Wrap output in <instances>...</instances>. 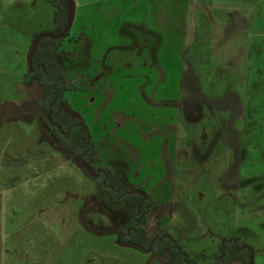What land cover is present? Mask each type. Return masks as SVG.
<instances>
[{
    "label": "rangeland",
    "instance_id": "1",
    "mask_svg": "<svg viewBox=\"0 0 264 264\" xmlns=\"http://www.w3.org/2000/svg\"><path fill=\"white\" fill-rule=\"evenodd\" d=\"M73 1L55 40L74 83L63 93L73 135L60 139L70 151L86 132L97 165L155 202L145 227L161 232L149 251L119 245L131 194L105 208L57 131L25 111L41 97L26 84L28 51L60 32L63 1L0 0V264H169L171 244L179 264H240L229 256L248 261L241 244L264 264V0ZM128 24L132 41L115 33ZM149 60L164 79L147 80L139 63ZM126 61L134 70L122 73ZM90 66L105 71L102 98Z\"/></svg>",
    "mask_w": 264,
    "mask_h": 264
},
{
    "label": "trees",
    "instance_id": "2",
    "mask_svg": "<svg viewBox=\"0 0 264 264\" xmlns=\"http://www.w3.org/2000/svg\"><path fill=\"white\" fill-rule=\"evenodd\" d=\"M62 1L63 5L58 7L60 11L59 18L62 22L60 32L65 25L67 15L66 2L64 0ZM60 32L55 35H58ZM43 40H47L49 44H43L42 47H39ZM63 58L62 53L56 48L55 40L43 38L38 42L32 59L31 70H29L28 73L30 77L26 80V84L29 87H33L35 84L40 87L41 97L39 99L25 101L24 105L27 107L25 111L28 113H38L40 121L47 129L51 127L53 130L57 131L58 135L54 136L55 132H52L51 138L56 142L64 155L68 158H72L74 162L85 163L94 173L91 175L88 171L81 169L86 175L95 180L97 188L96 195L101 198L100 203L105 205V208L108 210L113 209L115 205H119L123 201L121 199L122 195L125 193L131 194V200H129L131 208L127 214V218L118 224L115 229L118 238L117 243L122 246L135 247L143 251H149L154 245L153 233L161 232L160 230H153V233H150L147 227H145L149 215L158 208L155 202L149 195L144 194L139 186L123 183L110 169L97 165L99 160L96 156V150L93 146L92 150L91 148L88 149V136L86 132L85 135L81 134L79 139L75 137V139L71 141L72 146H69L70 151L75 153H71L68 147L62 143V139H60L62 137H70L71 134L73 135V125L70 121L72 118L64 109L65 101L63 99V93L73 88L74 83L70 75L63 70ZM12 116H14V113ZM47 116L50 120L47 119ZM87 152L90 153L91 158L86 159L84 157ZM90 198L92 199V197ZM88 209L87 207L82 208L79 217L82 220V225L89 229L88 225L83 221V212L85 210L88 211ZM97 209V206H94V208H90L89 211L95 212ZM241 248L250 251L248 261L241 259L238 250L232 252L229 258L231 260L240 261V264H252V248L246 244H241ZM167 251V253H169L168 263L179 264L177 263L175 252L181 251L180 248L175 244H171ZM218 258L219 256H217L215 264H220ZM188 261L191 262L190 259L184 258L183 262L186 263Z\"/></svg>",
    "mask_w": 264,
    "mask_h": 264
},
{
    "label": "crops",
    "instance_id": "3",
    "mask_svg": "<svg viewBox=\"0 0 264 264\" xmlns=\"http://www.w3.org/2000/svg\"><path fill=\"white\" fill-rule=\"evenodd\" d=\"M135 31V28L133 27L132 24H128L124 27H122L121 29H119V31H115V33L117 34V36H121V35H125V38H127L129 41H132V39H134V37L130 34H132V32ZM117 36L115 37V39L117 38ZM159 40H157L155 43L153 42V48H156L158 45H159ZM114 47L118 48L117 47V44L114 45ZM89 49L91 48V46L88 47ZM121 48V47H120ZM86 65H89L88 62H86ZM139 65H141L142 67H145L144 69H142V72H144V74L146 75H149L152 76V78L150 77H146L147 80H152V81H158V80H162L165 78V75H166V71L164 69V67L162 68V66L156 61V60H152V62H150V60L147 62H142V63H139ZM119 66L125 68L122 70V73H124V71H131V70H134L133 68V62L131 61H126V62H122L121 64H119ZM113 71V70H112ZM118 71V70H117ZM115 71V72H117ZM105 71L102 69V68H96L92 71L91 69V66L88 68V69H85V74L91 78L92 76H98V80H99V97L102 98V95H103V91H102V87L105 86L104 85V81H106V79L104 78V73ZM142 72H140V74H142ZM132 73H127L124 75V77H129ZM152 74V75H151ZM181 75V77L184 75L181 71L179 73ZM131 77V76H130ZM182 82V81H181ZM143 92V96H148V95H145L146 93L142 90ZM90 96V101H94L95 98H93V100H91L93 94L89 95ZM113 174L118 178L120 179V175L118 174H121L119 173V169L117 168V173L115 171H113V169H110ZM122 174H123V177H124V169L122 171ZM135 174V173H134ZM126 176L125 177L126 179H124L125 181L129 179V177H132L131 173L127 174L126 173ZM121 180V179H120ZM129 181V180H128ZM123 182V183H127V184H131L129 182ZM122 182V181H121ZM136 185V184H134ZM137 186V185H136Z\"/></svg>",
    "mask_w": 264,
    "mask_h": 264
},
{
    "label": "water",
    "instance_id": "4",
    "mask_svg": "<svg viewBox=\"0 0 264 264\" xmlns=\"http://www.w3.org/2000/svg\"><path fill=\"white\" fill-rule=\"evenodd\" d=\"M64 1L66 2L67 15H66V22H65V25H64L62 31L58 35H55L53 33H48V32H42V33L38 34L37 36H35V38L33 39L32 43H31L30 49H29L27 57H26L27 66H28L29 70H31L32 59H33L34 53L36 51L38 42L42 38H50L53 40L63 38L67 34L68 30L70 29L72 22H73V19H74V12H75L74 1L73 0H64ZM47 119L50 120L48 116H47ZM75 166L79 169H84V170L88 171L91 175L94 174L83 162H75Z\"/></svg>",
    "mask_w": 264,
    "mask_h": 264
}]
</instances>
